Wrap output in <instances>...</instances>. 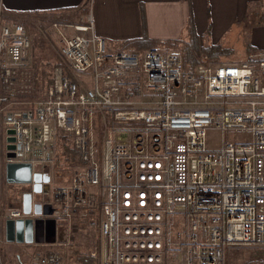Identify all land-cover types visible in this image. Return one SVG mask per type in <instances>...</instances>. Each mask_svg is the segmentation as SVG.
Listing matches in <instances>:
<instances>
[{"label": "built area", "instance_id": "built-area-1", "mask_svg": "<svg viewBox=\"0 0 264 264\" xmlns=\"http://www.w3.org/2000/svg\"><path fill=\"white\" fill-rule=\"evenodd\" d=\"M52 28L60 61L44 97L14 109L33 91L30 38L0 5L4 162L49 176L33 203L52 212L26 215L20 203L0 210V222L40 221L46 244L54 220L52 245L61 252L74 223H96L99 245L88 256L99 264H224L231 247H264V52L184 68L180 46L110 51L91 22ZM247 99L245 109L230 107ZM211 130L219 134L215 148L207 144ZM62 137L75 160L58 155ZM60 251L34 254L29 264H63Z\"/></svg>", "mask_w": 264, "mask_h": 264}, {"label": "crops", "instance_id": "crops-1", "mask_svg": "<svg viewBox=\"0 0 264 264\" xmlns=\"http://www.w3.org/2000/svg\"><path fill=\"white\" fill-rule=\"evenodd\" d=\"M257 1L260 0H0V5L7 22H21L27 29L33 68L51 70L54 66V54L48 41L40 37L43 31H47L46 25L51 21L81 27L91 22L92 32L104 39L110 51H146L178 46L184 48L193 29L198 37L207 36V39L201 40L202 46L219 45L222 51L232 54L239 47L247 49L250 46L249 42L243 45L240 38L251 36L257 29V24H251L250 18L254 17V21L257 14L255 15V11L249 12L250 7ZM260 28L263 32V28ZM67 31L74 34L73 29ZM143 38L157 44L153 48H143V44L128 45ZM164 42H175L179 45L166 47L161 44ZM225 58L227 57L221 56L217 60H208L218 64L233 62L231 57L224 62ZM49 72L42 73L41 77L49 79L50 83ZM39 77L36 76V79ZM2 147L4 149L3 143ZM4 167L2 156V212L7 208L17 207L23 193L14 195L11 187L16 185L5 182ZM32 246L33 244L7 243L4 239V221L0 222V264H15L13 257L22 264Z\"/></svg>", "mask_w": 264, "mask_h": 264}, {"label": "rangeland", "instance_id": "rangeland-1", "mask_svg": "<svg viewBox=\"0 0 264 264\" xmlns=\"http://www.w3.org/2000/svg\"><path fill=\"white\" fill-rule=\"evenodd\" d=\"M255 3L256 4H254V6L250 7L249 12L251 13L255 11V15L257 14L256 19L254 21L252 20L254 17H250L251 24L252 22L256 23L257 29L254 32H252L251 36L241 37L240 41L242 42L243 45L246 42H249L250 46H248L247 48H250V49L255 48L257 52L250 55L249 57V54L247 53L245 47H239L234 52H232V54L226 53L224 57H227V58L223 60L224 62L228 61L230 57L233 60V62H230V63L247 62L251 60L252 56L254 55L256 56L258 53L264 52V0H260L259 2L257 1ZM54 23H58V22L56 21L49 22V24L46 25L47 31L45 32L43 31L44 36H42L43 34H41L40 36L44 40L48 41V45L51 49V52H53L54 54L52 58L53 65L56 63H59L60 61L58 57V38L53 33V28H52V25ZM260 27L263 28V32L261 31ZM233 38L236 40V37H233ZM234 47L236 48V46ZM255 56H254V59H255ZM28 59H29V62L32 68L30 69L31 72H29V76L32 78H35L33 79V82H34L33 89H32L33 91L31 93H27L23 97H17L15 100L18 102V104L14 107V109L27 107L28 105L22 104L24 102L32 104L35 101L41 100L44 97L43 96L45 92L44 90L46 86H48L49 84V79L41 77V74L42 73L47 74L46 72L47 71L51 72V70H48V68L44 70L40 68L34 69L32 65L33 61L30 57V54H28ZM36 76H40L39 79H36ZM246 102H248V99L241 100L240 102H236L235 104H231L230 107L245 109L248 107V104ZM260 102L261 104L258 106V108L264 109V97L260 100ZM3 137H4V134L2 132L1 140H0V144H1L0 157L2 156L4 157V152H5V149H3L2 147V143L4 144ZM69 143H70L69 139L64 138V137L58 138L56 140L57 153L59 156L64 157L66 155V151L69 148ZM207 144L210 148L218 147L219 146V134L213 130L209 131L208 136H207ZM65 159L67 158L65 157L64 160ZM59 163H60V160H59ZM76 165L77 164L72 166V170L74 169L73 167H76ZM59 169H61L62 171H69L71 170V166L67 168L63 166V167H59ZM11 188L13 190L12 192L14 193V195L19 196L20 193L26 192V190L24 191V189H26L27 187H21V186L16 185V187L13 186ZM12 192L10 191V193ZM2 202H4V199ZM2 202L0 200V207H1ZM74 225L76 227L71 228L70 235H69L70 237L68 238V242L71 243L70 248H67L61 252L60 251L61 247H58L55 245H46L43 242L32 243L34 247L33 246L30 247L29 253L25 257V260L22 261V264H29L30 257L33 256L34 254H45L51 251H57V252L60 251L63 257V264H68L70 259L72 260V258H70V255L74 253L79 256L88 255L91 249L99 245V243H97L99 241L98 225L96 223L94 224V223H89V222H86L84 226L82 227H77V222L74 223ZM13 258H14L13 261L15 262V264H21L17 260V258L15 257ZM224 261H225L224 264H264V247L263 246L231 247L227 251L226 258Z\"/></svg>", "mask_w": 264, "mask_h": 264}, {"label": "water", "instance_id": "water-1", "mask_svg": "<svg viewBox=\"0 0 264 264\" xmlns=\"http://www.w3.org/2000/svg\"><path fill=\"white\" fill-rule=\"evenodd\" d=\"M13 134L12 131L8 132ZM9 143L6 146L5 157L10 159L14 157L11 152L14 146V138H8ZM5 182L9 185H28L27 191L21 195L20 203L24 214L30 215L32 212L35 215L46 214L50 215L52 212L48 205L41 206L40 203H33V197L39 196L42 193L43 185L49 183V176L35 172L32 173L30 164L6 163L4 167ZM30 187V188H29ZM48 232L45 243H55L56 225L54 220L47 223ZM41 228V222L32 219H16L4 221V239L7 243L16 244H32L40 243L41 239L37 236L38 229Z\"/></svg>", "mask_w": 264, "mask_h": 264}, {"label": "trees", "instance_id": "trees-1", "mask_svg": "<svg viewBox=\"0 0 264 264\" xmlns=\"http://www.w3.org/2000/svg\"><path fill=\"white\" fill-rule=\"evenodd\" d=\"M207 39V36L198 37L193 31H190V37L188 44L183 48V66L184 68L193 67L195 66L201 58H206L210 60H217L219 57L226 55L224 51H222V47L219 45H206L202 46L200 44L201 40ZM142 45L143 48H153L156 44L147 40L146 38L141 39L140 41L130 42L128 45ZM163 46L171 47V46H178L175 42H164L161 43ZM247 53L250 55L257 52L255 49H246ZM141 52V51H140ZM229 54V53H228ZM65 157L67 159L75 160V154L72 150H67ZM72 260L68 262V264H99L98 258H93L88 255H76L75 253L72 254Z\"/></svg>", "mask_w": 264, "mask_h": 264}]
</instances>
